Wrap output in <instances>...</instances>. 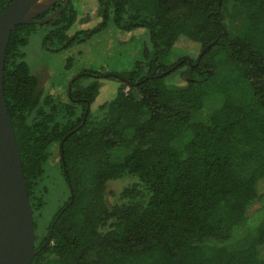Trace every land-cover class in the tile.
Here are the masks:
<instances>
[{
	"label": "trees",
	"instance_id": "16d2710c",
	"mask_svg": "<svg viewBox=\"0 0 264 264\" xmlns=\"http://www.w3.org/2000/svg\"><path fill=\"white\" fill-rule=\"evenodd\" d=\"M12 1L0 0V13ZM78 6L17 25L6 52L5 98L35 219L32 264H264V0H97V22L72 31ZM227 18L245 25L232 32ZM110 25L118 37L141 34L134 66L76 73L67 100L45 93L27 58L38 28L43 48L58 53ZM74 64L70 56L65 68ZM101 78L120 86L93 110ZM52 166L66 184L43 224L58 193ZM128 177L136 180L110 203L108 182Z\"/></svg>",
	"mask_w": 264,
	"mask_h": 264
},
{
	"label": "rangeland",
	"instance_id": "374dc122",
	"mask_svg": "<svg viewBox=\"0 0 264 264\" xmlns=\"http://www.w3.org/2000/svg\"><path fill=\"white\" fill-rule=\"evenodd\" d=\"M79 9H83L84 16H81V20L74 28L77 29L85 27L86 25H93L97 22L96 17V1L97 0H76ZM79 3V4H78ZM89 6L92 7L91 11H88ZM226 24L233 32L234 30H241L244 25V19L227 18ZM117 28L110 25L107 28L101 30L88 40L75 44L72 48L58 52L50 53L46 51L42 46L43 30L38 28L36 33L32 36L31 41L27 48L28 60L33 68V72L38 75L41 83V87L45 93L55 92L60 94L63 99H68V88L71 78L78 72L84 69H91L102 71L103 73H117L123 70L131 69L135 57L140 55V48L144 45L140 35L137 38L130 39L131 33H121L118 37ZM140 32V31H139ZM180 44V43H179ZM180 45H184L181 43ZM192 50L198 49L193 48ZM191 50V51H192ZM180 51H174L172 58L178 59L180 57ZM183 52V51H182ZM74 57L75 64L70 70L65 68L68 57ZM169 58V62L174 59ZM166 61H168L166 59ZM120 81L117 78H101L100 79V92L92 104L93 110H96L102 103L112 100L118 91ZM236 86V85H235ZM217 100L208 98L210 105L214 104ZM217 103V102H216ZM217 106H206L202 109L203 118L212 113ZM58 159V158H57ZM54 163L56 162L53 161ZM59 166V163L56 164ZM50 173L54 179V185H56L58 193L55 195L57 198L52 205L48 207L46 217L43 224H46L47 219L51 214L55 212L57 208L58 197L61 196L59 187H64L66 182L60 174L59 168L52 166L49 168ZM135 178H121L108 182L107 198L110 203H114L119 193L127 184L134 182Z\"/></svg>",
	"mask_w": 264,
	"mask_h": 264
},
{
	"label": "water",
	"instance_id": "95a60500",
	"mask_svg": "<svg viewBox=\"0 0 264 264\" xmlns=\"http://www.w3.org/2000/svg\"><path fill=\"white\" fill-rule=\"evenodd\" d=\"M61 0H13L0 13V264H32L38 253L33 206L23 167L21 148L5 98L6 52L14 27L45 24L65 5L38 19ZM88 112H86L87 114Z\"/></svg>",
	"mask_w": 264,
	"mask_h": 264
}]
</instances>
